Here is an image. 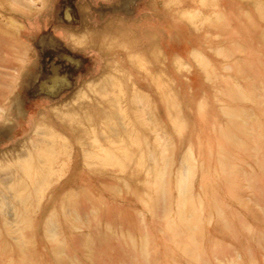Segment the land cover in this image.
Returning a JSON list of instances; mask_svg holds the SVG:
<instances>
[{"label": "rangeland", "instance_id": "obj_1", "mask_svg": "<svg viewBox=\"0 0 264 264\" xmlns=\"http://www.w3.org/2000/svg\"><path fill=\"white\" fill-rule=\"evenodd\" d=\"M0 264H264V0H0Z\"/></svg>", "mask_w": 264, "mask_h": 264}, {"label": "bare ground", "instance_id": "obj_2", "mask_svg": "<svg viewBox=\"0 0 264 264\" xmlns=\"http://www.w3.org/2000/svg\"><path fill=\"white\" fill-rule=\"evenodd\" d=\"M104 39H105V37L102 38L100 42L104 41ZM90 40H91V35H90V32H88V31H85L83 34L77 35V37L74 38V41L76 43H78V44H83L85 42H89ZM196 54H198V53L196 52ZM115 71H118V70L115 69ZM105 81L110 83V85H109L110 87L109 88H106L104 86L105 85ZM88 88L90 90H93V93L95 92V94H97L98 98L107 101V103L111 107L114 106V103L118 102L121 97L125 96V94L123 93V89H122V85H121L120 80L118 79V77H116L115 75H112L110 72H103L98 80L95 79V80L91 81V83L89 84ZM84 95L87 96L86 93H83V96ZM134 95L136 96V94H134ZM241 95L243 97L247 96L246 92H244V91L241 92ZM76 103H79L78 105H81L80 102H76ZM97 105H99V108H98V110H96L97 112H95V114L98 115V117L101 119V122H104V120L106 121V119L108 118V115L106 114L105 106H104V104L100 105V103H98ZM75 106H76V104H75ZM65 108H67V107H65ZM63 110H61V111H63ZM84 111L85 112L83 114H77L76 112L71 113V111H70V113H69V115H67V117L69 116L68 118H69L71 124H74L77 127L78 126H80V127L83 126L84 127V125H88V124H92V123L94 125L96 116L93 115L94 113L91 112L92 110L88 108V109H86ZM92 128H94V127H92ZM131 128H132V130H130L129 136L134 137V140H132V139L131 140L129 139V140H130V143H132L133 145H135L137 147V145L140 143V140H137V134L138 133L134 131V126H132ZM92 133H94V132H92ZM96 141H97V138H96ZM136 147H133V150H130V148H127L124 145L119 146V149L121 151V156H118L117 154H114V153H112V152H110L108 150H103L104 151L103 153H105L106 158L110 162H112L113 165H116V166H119V167H129V166H132L131 164H135L136 163L135 165H139L140 164L141 167H144L145 165L141 162L140 153L138 155L139 151L137 152V148ZM42 150H43V152H46V151L48 152L47 146H46V148L43 147ZM137 155H138V157H137ZM97 157H99V156H97ZM29 166H30V164H29ZM149 173H148V175H149ZM150 175H151V173H150ZM44 183L46 185L48 183L47 180H45Z\"/></svg>", "mask_w": 264, "mask_h": 264}]
</instances>
